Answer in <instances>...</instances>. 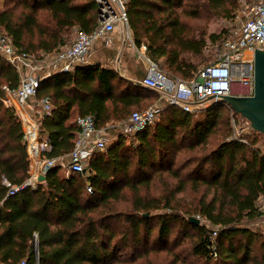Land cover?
I'll list each match as a JSON object with an SVG mask.
<instances>
[{
  "label": "trees",
  "instance_id": "trees-1",
  "mask_svg": "<svg viewBox=\"0 0 264 264\" xmlns=\"http://www.w3.org/2000/svg\"><path fill=\"white\" fill-rule=\"evenodd\" d=\"M181 1L126 0L125 11L127 24L136 36L141 25L153 31V43L164 39L166 30L172 32L167 37L172 38L169 43L175 45L174 50L149 46L147 58L154 62L164 59L167 69L191 80L197 68L183 61L181 55L199 59L206 41L221 43L229 32L210 34L206 39L202 33L195 38L185 35L174 17ZM235 8L236 0H206L199 13H214L231 21ZM98 12L94 0H3L0 33L10 38L19 52L42 60L68 44L71 29L94 33L99 26ZM160 12H166L167 20L156 26L150 13ZM170 16L174 18L168 21ZM134 40L140 47L138 38ZM19 81L15 69L0 57V264H136L151 253L169 251L168 240L175 224L184 237L187 229L194 231L189 254L205 264H264V234L242 225L262 216L264 134L251 129V136L237 138L225 118L217 130L226 139L209 152L204 148L218 125L217 107L230 108L222 103L213 106L204 122H196L192 113L164 106L153 125L132 137L113 136L103 152L91 156L83 173L61 172L60 165H55L44 174V182L33 189L27 184L30 159L22 127L5 102V89L16 90ZM43 98L50 101L52 109L38 119L40 140L49 145L40 158L60 160L75 145L77 117L90 115L96 128L104 129L126 121L132 109L145 110L154 101L153 106L159 95L113 69L94 64L78 65L42 79L36 100ZM185 141L188 145L184 147L198 151L200 156L185 164L183 169L190 164L192 168L181 177L178 170H171V155L184 148L181 143ZM162 172L176 184L174 190L169 188L165 195L154 197L150 193L152 179ZM186 189L201 191L202 195L195 204L179 210L187 215L181 219L174 205L175 195ZM128 199L130 211L115 210L117 203ZM160 209L169 212L150 215ZM195 215L211 228L191 223L189 218ZM154 222L157 231L151 244ZM212 243L216 257L211 252ZM123 252L127 255L121 256ZM177 263L182 260L173 254L170 264Z\"/></svg>",
  "mask_w": 264,
  "mask_h": 264
},
{
  "label": "built area",
  "instance_id": "built-area-1",
  "mask_svg": "<svg viewBox=\"0 0 264 264\" xmlns=\"http://www.w3.org/2000/svg\"><path fill=\"white\" fill-rule=\"evenodd\" d=\"M94 1L99 11V26L96 31L92 34L77 32L71 43L44 56L42 60H35L19 52L10 38L0 33V57L15 69L20 78L16 90L5 89V102L13 108L22 127L31 162L27 184L33 189L36 188L38 176L58 165L56 160L40 158L41 151L49 150V145L40 140L38 119L49 114L52 109L47 98L36 100L40 81L52 74L69 72L75 66L83 65L95 40L112 33L118 23L127 25L126 0ZM242 11L241 18L231 20L233 27L220 43L216 59L198 69L191 80L168 77L146 59L148 70L140 84L157 92L162 106L133 112L126 121L112 126L113 136L121 134L132 137L138 131L153 125L164 106H175L185 112H192L200 104L213 99L208 98L209 96L252 97L254 50L264 51V0H249L244 3ZM142 50L143 54L147 52L145 46H142ZM75 123L78 127L77 139L73 150L66 157L67 165H61L67 173H83L91 156L103 152L109 141L105 131L107 127L97 129L92 116H79ZM87 191L90 192L89 187ZM9 193L12 194V191ZM261 201L259 211L264 217V199ZM215 238L216 229H213L211 239L214 241ZM211 252L216 257L215 243L211 245Z\"/></svg>",
  "mask_w": 264,
  "mask_h": 264
},
{
  "label": "rangeland",
  "instance_id": "rangeland-1",
  "mask_svg": "<svg viewBox=\"0 0 264 264\" xmlns=\"http://www.w3.org/2000/svg\"><path fill=\"white\" fill-rule=\"evenodd\" d=\"M3 0H0V3H2ZM13 2H16L17 0H12ZM77 2H81V0H76ZM206 0H183L180 2V6L178 8L175 7L174 12L175 16L178 18V27H181V30L185 31V35L196 37L198 33H202L205 35V39L210 34H221L223 31L229 32L231 30V27H233L232 21L226 20L224 18L218 17L214 13H199L200 8H203L205 6ZM249 0H236V8L233 12V18H241L243 16V6L245 2H248ZM204 5V6H203ZM155 13V12H154ZM154 19H156L157 24L156 26H160L163 24V21H166V12L153 14L150 13ZM174 17L170 16L168 21H171ZM148 25H141L137 28L138 36H136L133 32V30L129 27V25L122 24V27L120 29V34L123 36L126 42L132 41L134 42L135 38H138L140 46H145L146 48L151 47H159V48H165L167 50H174L175 45L172 43H169L172 38H168L167 35L171 32L170 30H166V33L164 34V39H159L155 43H153V31L150 29H147ZM77 30L71 29L69 33L68 43H71L75 36H76ZM172 33V32H171ZM137 40V39H136ZM92 49V48H91ZM91 51V50H90ZM220 52V43L211 44L210 42L206 41V47L203 51V56L201 58H197L195 56H191L188 54H182L181 59L183 61H187L188 63L192 64L198 69L201 67L213 62L218 53ZM147 56V54H146ZM148 60V59H147ZM147 62V61H146ZM154 63L158 70L162 73H164L168 77H177L172 70L167 69L163 63L164 59H160L157 62L150 61ZM179 77V76H178ZM124 78V77H123ZM180 78V77H179ZM154 101L151 103V107ZM148 103H145L147 105ZM148 104V105H149ZM221 104V101L218 99H212L209 101H206L202 104H200L196 110L190 112L193 114V119L196 122H204L208 117L207 114H210V108L213 106H218ZM150 107V106H149ZM148 107V108H149ZM147 108V109H148ZM217 112L220 113V118L217 121L216 130L207 138V142L205 145V150L209 152L210 150L214 149L222 140L226 139L223 138L220 135V131L217 130L220 127L221 121H223L225 118H228L230 120V127L233 130L235 137H241V136H251V127L249 123L240 117L237 114H232L231 111L227 109H222L221 106L217 107ZM221 108V110L219 109ZM136 109H132V112H134ZM234 113V112H233ZM129 118V117H128ZM116 123H111L107 126L106 131V137L110 140L113 137V132L111 131V128ZM109 129V130H108ZM230 138V137H229ZM264 138V137H263ZM228 140V139H227ZM261 144V143H259ZM182 147L187 146L188 142L185 141L183 144L181 143ZM198 151L196 150H190L189 148H182L177 153L172 154V158L174 160V164L171 167V170H178L181 177H186L188 175L189 170L192 168V164L188 165L186 169H183L185 164L189 162V160L194 156H200V154H197ZM31 163V162H30ZM56 164L60 165L61 172L65 170V167L67 165V158L56 160ZM63 167H62V166ZM31 168V167H30ZM31 171V169H30ZM149 175L152 174L151 171H147ZM159 173V172H158ZM163 175L160 174H154V177L152 179V188L150 190V193L154 197L163 196L166 194L168 189L174 190V186L176 184L175 180L170 179L169 177H166V172H162ZM129 197V194H127ZM202 195L201 191L198 193H192L191 190L186 189L184 193L176 194L175 195V208L176 212L180 215L181 219H186L187 215L183 214L182 212H179V210H183L184 208H188L189 204H195L196 200ZM262 201L259 202V206L261 205ZM130 200L117 203L115 205V210L118 212H128L130 211ZM167 213L169 211H165L164 209H160L159 211H153L150 213V215H158L162 213ZM190 218H195L199 221L198 224L201 226H205L206 228L210 229L211 226L204 221L199 216H191ZM243 227L248 228L249 230L253 232H258L259 234H264V217H260L251 221H244L242 223ZM153 226V234L151 236V244L153 242V239L155 237L157 226L156 223H152ZM187 237H184L183 231L179 229V225L175 224L173 228V233L170 236L168 240V249L161 250L157 253H151L147 259H141L137 261L136 264H170L172 260L173 254H178L180 259L182 260V263L177 264H205L203 261L193 257L191 254H189V248L190 245L195 241V233L191 229H187L185 232ZM126 252H129L127 250ZM126 252L121 253V256L127 255ZM171 254V255H169ZM255 255V254H254ZM250 264V263H249Z\"/></svg>",
  "mask_w": 264,
  "mask_h": 264
},
{
  "label": "crops",
  "instance_id": "crops-1",
  "mask_svg": "<svg viewBox=\"0 0 264 264\" xmlns=\"http://www.w3.org/2000/svg\"><path fill=\"white\" fill-rule=\"evenodd\" d=\"M121 27L122 24L118 23L112 33L95 40L83 65L99 64L104 68L113 69L130 82L140 83L148 70V58L146 53L143 54L142 46L137 47L134 42L125 41L120 34ZM153 106L162 105L158 100Z\"/></svg>",
  "mask_w": 264,
  "mask_h": 264
},
{
  "label": "water",
  "instance_id": "water-1",
  "mask_svg": "<svg viewBox=\"0 0 264 264\" xmlns=\"http://www.w3.org/2000/svg\"><path fill=\"white\" fill-rule=\"evenodd\" d=\"M253 85L252 97L213 95L208 98L220 100L232 112L245 119L253 131L264 134V51L257 49L254 50ZM44 180V175L37 177V183H42ZM189 221L194 224L199 223L195 218H189Z\"/></svg>",
  "mask_w": 264,
  "mask_h": 264
}]
</instances>
